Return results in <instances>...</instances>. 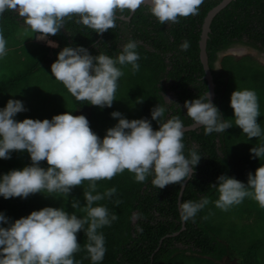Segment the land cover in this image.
Returning a JSON list of instances; mask_svg holds the SVG:
<instances>
[{
  "label": "trees",
  "instance_id": "trees-1",
  "mask_svg": "<svg viewBox=\"0 0 264 264\" xmlns=\"http://www.w3.org/2000/svg\"><path fill=\"white\" fill-rule=\"evenodd\" d=\"M220 1L203 0L196 15L181 17L178 23L168 25L159 24L144 5L138 7L129 19L125 17L130 12L117 11L116 26L101 34L76 23V17L72 16L65 19V30L49 36L58 44L56 48L36 41H19L15 32L24 25L22 18L6 10L0 15V33L7 42V54L0 59V108L9 99H16L22 101L27 109L16 114L14 119L17 121L25 118L51 119L53 115L48 110L40 111L38 102H35L36 92L30 90L28 83L31 74L38 68L43 71L49 68L56 54L65 46H83L93 56L102 52L115 57L121 46L131 39L137 42L140 68L133 72L131 65H117L123 75L118 79L111 107L92 106L71 96L73 105L66 111L74 116L78 115V110L87 112L85 117L90 129L101 138L106 130L105 121L115 120L110 116L119 108L114 103L126 101L135 105L136 119L148 118L154 130L159 125L151 121L150 110L156 104L166 107L165 119L178 116L184 125H190L193 122L185 115L183 103L202 96L208 89L199 57L201 26L207 11ZM185 40L189 47L182 51L179 46ZM237 45L264 52V0H231L212 18L206 41L208 66L215 84L213 104L222 118L233 120L229 107L230 94L235 89L247 88L257 94L260 112L257 122L261 125L264 124V64L248 54L238 58L233 54L221 56V53ZM10 49L15 53L9 55ZM14 63L18 64L15 66ZM19 64L26 66L20 69ZM166 95L175 104H168L164 98ZM245 138L247 136L234 122L233 127L222 133L205 135L203 127L184 131L185 154L194 148L201 159L191 178L186 180L180 201H196L202 196L209 198L208 205L197 213L194 222H181L179 219L177 202L181 187L178 184L156 189L150 182L151 177L145 182H137L134 174L127 170L110 180L97 181V192L116 188L111 198L96 204L104 205L118 217L110 225L98 229L103 233L106 248L100 264H229L226 259L232 257L236 258V264H264V237H245L243 230L238 236L234 225L219 219L210 205L218 198V193L211 187L218 176L223 174L246 183L247 173L260 166L262 159L250 158L249 149L252 146L245 144ZM251 141L262 142L261 138H251ZM29 163L26 152L13 151L11 158L0 159V174ZM40 164L47 166L44 161ZM87 183L84 181L81 186L73 187L67 200L56 193L50 194L53 198L41 193L30 194L23 199L0 197V212L15 220L33 210L63 205L67 212L84 216L80 209L71 208V201L78 200L83 206L82 193ZM247 199L243 202L252 203ZM251 211H243L247 219L253 216ZM244 215L240 216L243 220ZM252 223L253 220L249 221L247 227L251 228ZM250 232L257 231L251 228ZM76 235L81 247L73 254L74 260L78 264H91L84 248L86 235L83 231Z\"/></svg>",
  "mask_w": 264,
  "mask_h": 264
},
{
  "label": "clouds",
  "instance_id": "clouds-1",
  "mask_svg": "<svg viewBox=\"0 0 264 264\" xmlns=\"http://www.w3.org/2000/svg\"><path fill=\"white\" fill-rule=\"evenodd\" d=\"M203 0H0V15L6 10L22 18L38 41L56 48L49 39L64 29L65 19L75 16L97 34L116 26L117 11L134 12L141 5L156 18L159 24L178 23L179 18L196 15ZM6 39L0 33V59L7 54ZM187 50L188 41L180 44ZM137 42L129 39L115 56L102 52L91 55L83 46H65L50 64V73L63 84L77 101L100 108L111 107L115 100L118 79L123 75L120 66L131 65L138 71L140 59ZM168 104H175L164 97ZM177 107V106H176ZM233 120L222 118L211 102L208 92L185 100V115L204 134L222 133L233 127V122L248 139L262 138L258 146L249 149L250 158H264V129L257 122L260 116L258 97L252 89L233 90L229 97ZM27 109L23 102L9 99L0 108V159H9L13 151L26 152L30 163L20 169L0 174V197L27 198L30 194L46 196L59 194L67 200L75 186L87 181L83 191V206L71 201L72 209L85 213L78 216L60 207H43L27 216L10 220L0 212V264H78L73 254L80 251L77 233L87 237L84 248L91 264H100L106 248L105 239L98 229L110 225L118 217L96 202L111 198L116 188L97 192V181L110 180L124 170L134 174L137 182L151 177V184L162 189L169 184L183 188L185 178H191L201 155L194 149L185 154L183 142L185 125L178 116L165 119L166 107L156 104L150 110L151 121L159 127L153 129L148 118L127 119L118 111L110 116L117 122L98 137L84 115L65 111L51 119H14ZM46 162L42 167L40 162ZM211 187L218 193L214 201L217 208L227 211L246 197L264 208V163L254 172L247 173L246 183L233 177L220 175ZM52 197V196H51ZM53 198V197H52ZM209 203L207 196L199 200L177 202L181 222L195 221L197 213ZM95 205V206H94ZM87 225V228H85Z\"/></svg>",
  "mask_w": 264,
  "mask_h": 264
},
{
  "label": "rangeland",
  "instance_id": "rangeland-1",
  "mask_svg": "<svg viewBox=\"0 0 264 264\" xmlns=\"http://www.w3.org/2000/svg\"><path fill=\"white\" fill-rule=\"evenodd\" d=\"M31 33L32 31L30 30V28L26 27L25 25H21L19 28H17L15 36L20 41L21 39H29L28 41H30V39L34 38L33 33ZM235 49H238L234 53H232L235 58H238L239 56L244 54H248L252 55L259 63L264 64V56L261 54V52H258L257 50L246 46H239ZM11 50L12 49H10V51L8 52L9 55L15 53ZM13 57L16 58L17 56L13 55ZM14 64L16 66V64L18 63ZM25 66L26 64H19L20 69H24ZM28 81L30 90L32 92H36V95H34V99L36 100V103L38 102L37 105L40 111L48 110L49 113L54 116L72 108L73 104L71 101V94L67 91L62 83L56 81L54 77L51 76L50 67L45 68V71H43L41 68L36 69L31 74ZM166 97L170 98L169 95H166ZM114 104V106L119 107L117 111L120 112L124 118H127L130 115V119H136V108H134L135 105L130 104L129 101L121 104ZM86 114L87 112L78 110V115L86 116ZM116 122L117 119H115L113 122L111 120H106L104 123V127L108 129L112 127ZM260 126L262 129H264V124H261ZM244 142L247 146L252 147L258 146L261 143L259 141H251V139L248 138H245ZM261 163H264V158H262ZM246 201L252 203H244L242 201L240 204L230 207L227 211H223L217 208L214 204V201L213 203H210V205L213 206L214 210L217 212L219 219L227 223H231V225H234L233 229L236 230V234L238 236H241V231L243 230L245 232V237L259 236L260 238H262L264 237V208H261L258 203L251 198H248ZM246 210H252L251 212L253 213V216L247 219L246 215H244L245 213H243V211ZM242 215L245 216L244 220L240 217ZM252 220L253 223L251 224V228L257 232L251 234V228L247 227V225L249 221ZM245 227H247V230L245 229ZM226 262H228L229 264H236V258H227Z\"/></svg>",
  "mask_w": 264,
  "mask_h": 264
},
{
  "label": "water",
  "instance_id": "water-1",
  "mask_svg": "<svg viewBox=\"0 0 264 264\" xmlns=\"http://www.w3.org/2000/svg\"><path fill=\"white\" fill-rule=\"evenodd\" d=\"M231 0H221L220 2H218L215 6H213L211 9H209L203 19L202 22V26H201V32H200V37H199V41H198V46H199V57H200V61L202 63L203 66V70H204V78L207 81V85H208V89L206 92H208L210 94L211 97V102L213 103V99H214V81L212 78V74L210 71V68L208 66V60H207V54H206V41L208 38V32L210 31V23L212 18L214 17V15L223 7H225ZM133 12H130V14L128 16L125 17V19H129L130 15ZM235 52V48L231 47L229 48L227 51L221 53V56L224 54H232ZM197 127L200 126H196L194 125V123H191L190 125H185V131L186 130H190V129H195ZM188 178L185 179V181L183 182V188L185 185V182ZM183 188H181L180 190V195H179V200H180V196H181V192L183 190ZM135 220V218H134Z\"/></svg>",
  "mask_w": 264,
  "mask_h": 264
},
{
  "label": "crops",
  "instance_id": "crops-1",
  "mask_svg": "<svg viewBox=\"0 0 264 264\" xmlns=\"http://www.w3.org/2000/svg\"><path fill=\"white\" fill-rule=\"evenodd\" d=\"M32 34V33H31ZM34 35V38L33 39H30V41H36V42H39V43H44V44H46L45 42H43V41H38L36 38H35V34H33ZM49 39H50V37H48ZM29 39H21V42H26V41H28ZM51 40V39H50ZM20 41V40H19Z\"/></svg>",
  "mask_w": 264,
  "mask_h": 264
},
{
  "label": "flooded vegetation",
  "instance_id": "flooded-vegetation-1",
  "mask_svg": "<svg viewBox=\"0 0 264 264\" xmlns=\"http://www.w3.org/2000/svg\"><path fill=\"white\" fill-rule=\"evenodd\" d=\"M239 46H241V45H239ZM239 46L238 45L237 46H233V48H236V47H239ZM261 54L264 56V52H261Z\"/></svg>",
  "mask_w": 264,
  "mask_h": 264
},
{
  "label": "bare ground",
  "instance_id": "bare-ground-1",
  "mask_svg": "<svg viewBox=\"0 0 264 264\" xmlns=\"http://www.w3.org/2000/svg\"><path fill=\"white\" fill-rule=\"evenodd\" d=\"M237 49H235V51H236Z\"/></svg>",
  "mask_w": 264,
  "mask_h": 264
}]
</instances>
